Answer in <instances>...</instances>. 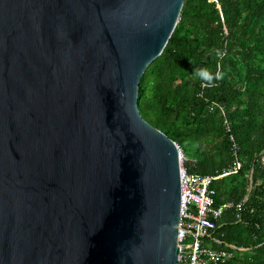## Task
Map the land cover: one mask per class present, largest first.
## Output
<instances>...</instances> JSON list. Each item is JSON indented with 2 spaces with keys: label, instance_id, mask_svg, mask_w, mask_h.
Listing matches in <instances>:
<instances>
[{
  "label": "water",
  "instance_id": "water-1",
  "mask_svg": "<svg viewBox=\"0 0 264 264\" xmlns=\"http://www.w3.org/2000/svg\"><path fill=\"white\" fill-rule=\"evenodd\" d=\"M186 0H0V264H179V146L140 84Z\"/></svg>",
  "mask_w": 264,
  "mask_h": 264
},
{
  "label": "trees",
  "instance_id": "trees-1",
  "mask_svg": "<svg viewBox=\"0 0 264 264\" xmlns=\"http://www.w3.org/2000/svg\"><path fill=\"white\" fill-rule=\"evenodd\" d=\"M200 67L222 78L202 81ZM142 92L143 118L178 144L190 174L219 177L243 163L212 190L216 206L248 198L246 208L218 222L223 246L207 243L247 250L227 264H264V0H186Z\"/></svg>",
  "mask_w": 264,
  "mask_h": 264
},
{
  "label": "built area",
  "instance_id": "built-area-1",
  "mask_svg": "<svg viewBox=\"0 0 264 264\" xmlns=\"http://www.w3.org/2000/svg\"><path fill=\"white\" fill-rule=\"evenodd\" d=\"M221 110L226 115L224 109L221 108ZM227 131L231 132L230 126ZM179 151L182 187L179 264H227L247 250L230 244L225 245V248L222 249H214L207 242L218 246L224 245L216 238L220 227L218 222L228 210L236 209L239 213L244 212L248 198L240 204L225 203L216 206L212 184L216 180L239 174L243 163L238 160L233 170L219 177H202L188 172L185 166L186 157L180 147ZM262 163H264V154Z\"/></svg>",
  "mask_w": 264,
  "mask_h": 264
},
{
  "label": "clouds",
  "instance_id": "clouds-1",
  "mask_svg": "<svg viewBox=\"0 0 264 264\" xmlns=\"http://www.w3.org/2000/svg\"><path fill=\"white\" fill-rule=\"evenodd\" d=\"M196 76L199 79H201L202 81H207V82H211L214 79H221L222 78L221 73L217 72V73L213 74L206 67H200V68L196 69Z\"/></svg>",
  "mask_w": 264,
  "mask_h": 264
},
{
  "label": "rangeland",
  "instance_id": "rangeland-1",
  "mask_svg": "<svg viewBox=\"0 0 264 264\" xmlns=\"http://www.w3.org/2000/svg\"><path fill=\"white\" fill-rule=\"evenodd\" d=\"M249 177H250V179H252V174H250V176H249Z\"/></svg>",
  "mask_w": 264,
  "mask_h": 264
}]
</instances>
